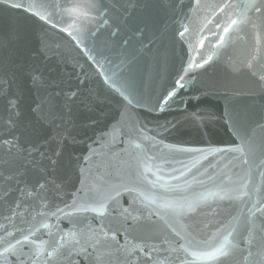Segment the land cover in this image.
<instances>
[{
    "label": "snow or ice",
    "instance_id": "1",
    "mask_svg": "<svg viewBox=\"0 0 264 264\" xmlns=\"http://www.w3.org/2000/svg\"><path fill=\"white\" fill-rule=\"evenodd\" d=\"M11 7L23 10L31 23L26 22V39L16 46L14 54L0 61V203L9 213L3 217L8 224L0 225V264H188L185 256L189 252L217 264H264V135H255L256 129L264 132V104L257 111L253 106L241 107L226 96V107L219 117L208 108L192 113L225 122L234 140L224 148L176 143L166 147L174 156H187V162L147 157L143 142L156 140L148 134L152 131L147 127L151 123L146 120L148 112L163 111L186 86L201 96L231 87L227 81L195 87L188 79L191 69H204L214 56L205 59L198 52L199 62H182L178 79L157 94L155 90L145 91L144 72L134 57L129 59L121 53L119 64L112 63L109 56L117 51V45L114 41L97 43L94 36L99 29L93 33L91 29L61 28L60 22H53L57 12L72 18L79 5L65 6L63 0H53L46 5L52 11L45 15L34 11L31 3ZM86 7L108 24L112 6L104 0H92ZM169 7L182 9L175 31L181 44L189 31L183 21L191 22L192 16L201 12L204 26L212 24L215 28L214 33L207 30L221 48L231 45L234 32L245 31L250 42L249 94L259 89L264 96V74L251 71L255 63H264V0H194L187 11H183L184 5ZM57 30L65 34L63 40L53 35ZM115 35H119V28ZM137 35L143 37V32ZM64 40L77 50L92 53L86 63L90 61L89 67L100 69H93L95 76L111 73L102 79L109 85L106 93L87 86L90 77L83 69V80L77 75V83L72 85L48 67L46 62L52 58L57 63L67 61ZM200 45L203 47L202 40ZM8 46V41L0 42V47ZM109 98L119 104L117 117L106 123L102 120L107 113L90 119L85 127L94 129L93 136L87 137L91 145L77 154L74 146L81 141L75 132L79 126L74 107L83 104L90 111L96 110ZM225 152L240 154L242 159L234 167L242 174L228 183H216L219 177L215 168L209 164L201 171L202 161L209 154ZM145 158L161 159L166 168L156 167L154 178L149 179L146 173L153 169L145 164L141 170ZM170 163L177 166L170 167ZM254 171L259 172L258 181L252 178ZM207 183L213 187L208 189ZM193 186L204 190L176 195ZM13 193L16 197L10 199ZM209 201L217 204L216 215L222 217L216 221L211 243L204 238L203 229L212 220L199 218L202 206H208ZM236 201L242 202V209L235 208ZM30 210L34 211L33 219L40 217V226L49 229L48 240L32 239L38 231L34 226L16 228L13 219ZM62 220L67 221L68 228L61 226ZM159 220L165 221L164 227L157 223ZM220 257L223 259L217 260Z\"/></svg>",
    "mask_w": 264,
    "mask_h": 264
},
{
    "label": "water",
    "instance_id": "2",
    "mask_svg": "<svg viewBox=\"0 0 264 264\" xmlns=\"http://www.w3.org/2000/svg\"><path fill=\"white\" fill-rule=\"evenodd\" d=\"M52 2L53 0H7V4H5V0H0V42H9L7 48L0 47V61H3L6 56L14 54L16 46L26 39L23 34L26 22L31 23V21H27L23 10H15L11 5L24 3L27 6L31 3L34 5V11H39L41 15H45L52 11L51 8L46 7L47 4ZM55 2L60 3L62 0H55ZM63 2L65 6L77 4L79 7L72 18H69L66 12H57L53 22H60L61 28L71 26L76 30L91 29L93 33H96L99 29V34L94 36L97 43L114 41L117 45V51L109 56L113 64H119V60L123 58L120 55L121 53L126 54L129 59L135 58L134 62L144 72L143 87L145 91L155 90L159 94L165 88L171 86L174 80L178 79L176 73L182 62L188 59L199 62L198 52L205 59L207 56L213 55L214 60L209 62L204 69L190 70L191 75L188 79L193 81L195 87H200L202 84L211 81H227L230 83L231 87L227 90L213 91L202 96L194 89L190 90V87L186 86L180 91V95L176 97L175 102L165 107L163 111L152 110L148 112L146 120L151 123H148L147 127L152 130L148 134L155 136L156 140L155 142H143L147 157H163L169 162L175 158L187 162V156H174L170 154L169 149L166 147L169 144L176 143L202 149L224 148L234 140V137L225 127V122L219 119H209L207 116H193L192 113H198L199 109L208 108L219 117L225 110L226 96L234 99V102L241 107L253 106L257 111L264 104V96L259 93V89H255L254 95L249 94L252 91L250 82L247 79V64L250 62L247 50L250 42L246 38L245 31L237 30L234 32L231 37V45H225L221 48L217 40L207 30L212 29L214 33L215 28L212 24L204 26V13L201 12L200 14H194L191 22L183 21L189 28L183 38V44L175 37L182 9L169 6L184 5L183 11H187V6L194 3V0H104V3L112 6L111 19L106 25L98 20L96 13L90 12V9L86 7L92 0H63ZM105 19L108 18L105 17ZM117 28H119V35H115ZM138 32H143V37L138 36ZM53 35H56L58 41H60L63 40L65 34H61L57 30ZM201 40L203 41V47L200 45ZM125 41L128 43L121 46ZM63 42V51L67 61L57 63L56 58H52L46 62L48 67L54 68L55 73H58L67 83L72 85L77 83L75 79L77 75H80L81 80H83L81 73V69H83L90 77L87 86L98 88L106 93L109 85L107 82L102 83V79L104 75H111V73L101 72L99 77L95 76L93 69L95 68L96 71H100V69L96 68L95 65L89 67L90 61L86 63L92 53L84 52L83 49L77 50L67 40ZM32 46L35 47V40L32 41ZM88 47L91 48V45H88ZM214 49L215 53L213 52ZM233 67L240 69V71H234ZM262 70H264V63H255L251 68L252 72L258 74H264ZM2 103L3 101L0 100V104ZM118 111L119 104L112 98L98 104L96 110L92 111L83 104H77L74 107V120L79 126L75 132L81 141L74 146L77 154L85 151L91 145V140L87 137L93 136L94 129L85 127L88 125L89 120L100 118L101 113H107V117L102 120V123H106L111 118L117 117ZM157 125L161 127H156ZM255 135L259 138L264 135V132L256 129ZM92 146L95 147V145ZM239 159H242L239 153L209 154L208 159L202 161L201 171L211 164L219 177L215 182L228 183L230 179H235L237 175L242 174L239 168L234 167ZM145 164L153 169V171L146 173L149 179L154 178L156 167L166 168L161 159H143L141 170ZM168 166L176 167L177 165L170 163ZM209 171L211 173L212 169ZM160 174L164 175L165 173L161 171ZM252 178L254 181H258L259 172L254 171ZM206 187L211 189L213 185L207 183ZM203 190L199 186H193L190 191L176 193V195H192ZM157 191L163 193L162 189H157ZM15 197L16 194L13 193L10 199H15ZM247 199L248 197H242V200ZM234 206L237 210L243 208L241 201L234 202ZM5 207L4 204L0 203V225L8 224L3 219L4 216L9 215ZM217 211V204L211 201H209L208 206H202L200 210L199 218L205 219V222L212 220V224L203 229L204 238L209 243L212 242L211 237L215 231L216 221L222 218L216 215ZM89 215L95 214L89 213ZM161 215L163 216V211ZM33 216L34 211L30 210L28 214L23 215L21 218H14L13 223L16 228L21 229L34 226L38 231L35 232L32 239L37 241L48 240L49 229L40 226V217H36L34 220ZM44 223H49V221L45 220ZM157 223L164 227L165 221L159 220ZM61 226L64 228L69 227L66 220L61 221ZM9 230L11 231V227H9ZM46 249L49 253L51 252V248L46 246ZM194 250L200 251V249ZM185 258L188 264H217L213 259L193 256L191 252L186 254ZM222 259V257L217 258V260Z\"/></svg>",
    "mask_w": 264,
    "mask_h": 264
}]
</instances>
